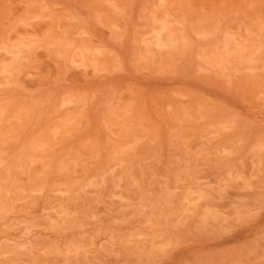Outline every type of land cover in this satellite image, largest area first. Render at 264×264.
Instances as JSON below:
<instances>
[{
	"label": "rangeland",
	"instance_id": "rangeland-1",
	"mask_svg": "<svg viewBox=\"0 0 264 264\" xmlns=\"http://www.w3.org/2000/svg\"><path fill=\"white\" fill-rule=\"evenodd\" d=\"M0 264H264V0H0Z\"/></svg>",
	"mask_w": 264,
	"mask_h": 264
}]
</instances>
